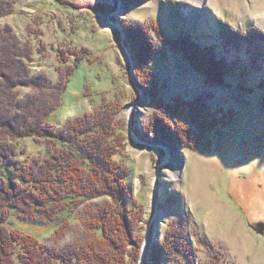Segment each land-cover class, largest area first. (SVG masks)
<instances>
[{
    "label": "rangeland",
    "instance_id": "obj_1",
    "mask_svg": "<svg viewBox=\"0 0 264 264\" xmlns=\"http://www.w3.org/2000/svg\"><path fill=\"white\" fill-rule=\"evenodd\" d=\"M4 26L31 41V73L57 82L60 67L77 63L51 124L100 109L119 134L114 158L130 190L120 204L131 221L123 264H264V48H255L264 46V0H14ZM224 34L237 37L224 44ZM182 35L216 45L229 65L225 84L174 50ZM195 98L208 125L191 123L200 112L184 101ZM36 140L17 139L16 157L42 153ZM166 148L180 164L173 176ZM82 215L57 245L80 235ZM9 220L54 244L53 222L15 211Z\"/></svg>",
    "mask_w": 264,
    "mask_h": 264
},
{
    "label": "trees",
    "instance_id": "obj_2",
    "mask_svg": "<svg viewBox=\"0 0 264 264\" xmlns=\"http://www.w3.org/2000/svg\"><path fill=\"white\" fill-rule=\"evenodd\" d=\"M13 11L14 0H0V17ZM234 36L224 34V44H232L229 39ZM171 42H176L174 50L181 51L193 69L210 82L225 84L229 65L217 57L215 44L200 46L188 35ZM258 45L256 49L264 48ZM34 51L30 40H21L10 26L0 27V264H123L131 221L120 204L129 190L127 171L114 158L122 145L119 134L110 131L107 114L100 109L67 119L59 127L51 124L49 117L60 105L77 63L60 67L58 81L52 82L44 72L31 73ZM19 85L31 91L20 96ZM184 102L185 109L200 112L191 123L208 125L202 121L199 98ZM26 137L39 140L43 152L20 160L16 140ZM99 197L103 199L96 200ZM78 209L83 214L80 235L57 245ZM14 211L23 220L53 222L54 244L11 224Z\"/></svg>",
    "mask_w": 264,
    "mask_h": 264
},
{
    "label": "bare ground",
    "instance_id": "obj_3",
    "mask_svg": "<svg viewBox=\"0 0 264 264\" xmlns=\"http://www.w3.org/2000/svg\"><path fill=\"white\" fill-rule=\"evenodd\" d=\"M192 2H194V3H200L201 2V0H196V1H193L192 0ZM188 5H190V4H188ZM191 6V5H190ZM198 11V10H197ZM200 11V10H199ZM139 22V21H138ZM151 22V21H150ZM186 23V22H185ZM128 28V27H127ZM258 33V32H257ZM129 35V34H128ZM222 35V34H221ZM184 36V35H183ZM187 37V36H186ZM237 37V36H236ZM197 46V45H196ZM197 48V47H196ZM203 48V47H202ZM205 51H207L206 49H205ZM179 52V51H178ZM192 53V52H191ZM182 54V53H181ZM235 56V55H234ZM237 56V55H236ZM258 58V57H257ZM192 68V67H191ZM195 70V69H194ZM30 71V70H29ZM196 71V70H195ZM199 73V72H198ZM71 75V74H70ZM70 78V77H69ZM263 82V81H262ZM261 85V84H260ZM260 87V86H259ZM65 88V87H64ZM51 94V93H50ZM62 99V98H61ZM194 100V99H193ZM55 110V109H54ZM157 115V114H156ZM51 116V115H50ZM54 120V119H53ZM153 123V122H152ZM40 138V137H39ZM171 144H172V142H170ZM169 144V143H168ZM171 144H169V145H171ZM167 149V148H166ZM76 150V149H75ZM167 151H168V153H167V155H168V157L170 158V160H171V162H170V164H168L167 163V165H168V167H169V170H170V174H172V176L174 175V170L175 169H179V165L180 164H178V162H177V160H176V154H175V150L173 149V148H169V149H167ZM169 160V161H170ZM166 161V160H165ZM112 162V161H111ZM1 164V163H0ZM117 170V169H116ZM90 178V177H89ZM130 191V190H129ZM127 194V193H126ZM100 218H102V217H100ZM101 221V220H100ZM114 231V230H113ZM181 242V241H180ZM112 249V248H111ZM177 253V252H176ZM64 254V253H63ZM66 254V253H65ZM100 264V263H99Z\"/></svg>",
    "mask_w": 264,
    "mask_h": 264
},
{
    "label": "water",
    "instance_id": "obj_4",
    "mask_svg": "<svg viewBox=\"0 0 264 264\" xmlns=\"http://www.w3.org/2000/svg\"><path fill=\"white\" fill-rule=\"evenodd\" d=\"M132 66H133V64H132V62H130V70H129V73H130V78L131 79H133V73H132Z\"/></svg>",
    "mask_w": 264,
    "mask_h": 264
}]
</instances>
